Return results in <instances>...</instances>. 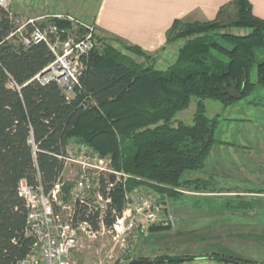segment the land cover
<instances>
[{"label": "trees", "instance_id": "obj_1", "mask_svg": "<svg viewBox=\"0 0 264 264\" xmlns=\"http://www.w3.org/2000/svg\"><path fill=\"white\" fill-rule=\"evenodd\" d=\"M230 5L235 17L221 21ZM50 21L47 18L40 25ZM227 27L247 31L217 32ZM13 28L0 7V264H17L33 242L25 234L26 208L17 193L18 181L39 182L48 191L63 169L59 155L67 141L82 142L110 155L115 169L131 175L128 189L149 188L166 206L171 197H181L179 189H207L209 180L183 177L187 171L204 168L215 142L219 113L209 116L207 101L224 106L264 87V19L252 13L248 0H232L219 8L213 20L185 23L175 19L160 49L178 39L182 43L174 60L163 68L137 67L108 45L101 54L92 52L81 76L82 87L70 101L54 81L27 82L53 59V53L44 42L27 47L15 44L8 37ZM116 40L127 50L150 57L140 47ZM11 79L18 89L10 85ZM193 100L191 122L176 119ZM30 137L36 145L34 154ZM111 195L120 211L121 185L114 186ZM78 212L86 218L82 210ZM90 218L96 226L94 217ZM113 220L107 215L104 223L111 226ZM167 228L153 224L148 229ZM210 255L217 262L253 263L226 251ZM161 258L159 262L172 264L185 260Z\"/></svg>", "mask_w": 264, "mask_h": 264}, {"label": "built area", "instance_id": "obj_2", "mask_svg": "<svg viewBox=\"0 0 264 264\" xmlns=\"http://www.w3.org/2000/svg\"><path fill=\"white\" fill-rule=\"evenodd\" d=\"M12 4L13 0H0V7L7 12L14 26L8 37L23 47L44 42L53 53V59L27 82L45 84L54 81L70 101L76 90L82 87L81 76L89 55L101 53L107 40L89 19L63 12L54 14L50 17L52 21L40 25L37 20L42 16L20 15L12 10ZM58 18L68 20L69 27L59 29L55 24ZM246 31L241 28L236 32L242 34ZM10 85L19 88L13 79ZM28 142L34 154L36 145L31 137ZM59 158L64 166L75 164L78 167L67 192L62 179L64 166L48 191H44L39 182L30 184L25 178L18 181L17 193L26 208L25 234L30 235L33 242L17 264H125L135 259L128 237L136 236V232H143L153 224L175 226L174 216L169 208L165 210L168 206L159 201L157 192L140 186L126 190L125 182L131 175L115 169L110 155H102L82 142L69 140ZM111 175L113 179H110ZM116 185L123 189L120 211L114 206L111 195ZM79 210L85 219L80 217ZM107 215L114 219L111 226L104 223ZM89 216L94 217L96 226L92 225ZM80 230L90 239L97 238V235L110 236L113 244H102L90 260L76 259L73 253L80 240ZM115 243L119 246L115 247Z\"/></svg>", "mask_w": 264, "mask_h": 264}, {"label": "rangeland", "instance_id": "obj_3", "mask_svg": "<svg viewBox=\"0 0 264 264\" xmlns=\"http://www.w3.org/2000/svg\"><path fill=\"white\" fill-rule=\"evenodd\" d=\"M227 10L229 13L225 14V9L221 21H230L235 17L233 8ZM45 19H38L37 22L41 24ZM237 30L227 27L217 32L239 33ZM12 41L17 44L14 39ZM106 43L122 56L130 58L137 67L152 65L163 68L175 58L169 56L170 59L166 60L164 56H159L157 59L151 54L150 57H143L127 50L116 39ZM181 43L182 39H178L168 44V55H175ZM255 76L253 68L251 79L254 80ZM79 91L77 89L75 93ZM194 109L193 100L187 109L177 113L176 119L190 123ZM216 113H219V121L215 142L204 168L187 171L183 176L209 180L207 189H200V192L180 189L181 197H171L165 210L169 208L175 226L158 231L147 229L128 237L132 257H145L152 264H172L159 262L164 260L161 258L164 255L185 259L177 264H234L210 259L211 251H226L253 262L249 264H264V87L224 106L207 101V114L212 116ZM77 169L75 164L64 166L62 179L65 187L70 185ZM79 239L73 253L79 260H90L102 244H113L110 236L97 235V238L90 239L81 230ZM118 246L119 243L115 247ZM190 257L197 259H188Z\"/></svg>", "mask_w": 264, "mask_h": 264}, {"label": "crops", "instance_id": "obj_4", "mask_svg": "<svg viewBox=\"0 0 264 264\" xmlns=\"http://www.w3.org/2000/svg\"><path fill=\"white\" fill-rule=\"evenodd\" d=\"M248 1L252 13L264 19V0ZM230 2L232 0H13L12 10L33 18L71 13L93 21L99 34L107 40L118 39L140 47L152 57L164 56L169 60V56L175 57L176 53L168 55V45L160 48L175 19L185 23L213 20L219 8ZM228 8L232 6L226 8L225 14L229 13Z\"/></svg>", "mask_w": 264, "mask_h": 264}, {"label": "water", "instance_id": "obj_5", "mask_svg": "<svg viewBox=\"0 0 264 264\" xmlns=\"http://www.w3.org/2000/svg\"><path fill=\"white\" fill-rule=\"evenodd\" d=\"M55 24L57 25V27L59 29H67L70 25L69 21L66 20V19H61V18H58L55 20ZM150 261H142V260H139V259H133V260H130L128 262H126L125 264H149Z\"/></svg>", "mask_w": 264, "mask_h": 264}]
</instances>
